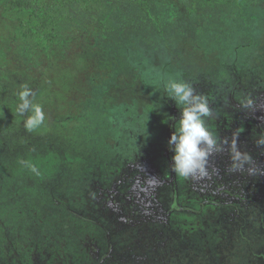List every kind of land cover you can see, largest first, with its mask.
I'll list each match as a JSON object with an SVG mask.
<instances>
[{"label": "rangeland", "instance_id": "1", "mask_svg": "<svg viewBox=\"0 0 264 264\" xmlns=\"http://www.w3.org/2000/svg\"><path fill=\"white\" fill-rule=\"evenodd\" d=\"M12 1L0 0V264H264V174L248 173L264 169V0H30L54 33L46 49ZM249 24L254 38L237 41ZM169 78L207 97L221 141L242 129L251 165L230 171L225 147L206 178L172 172ZM25 83L46 117L31 133L16 114Z\"/></svg>", "mask_w": 264, "mask_h": 264}, {"label": "clouds", "instance_id": "2", "mask_svg": "<svg viewBox=\"0 0 264 264\" xmlns=\"http://www.w3.org/2000/svg\"><path fill=\"white\" fill-rule=\"evenodd\" d=\"M167 97L172 99L180 109V119L175 123V131L168 141L170 150L174 153L171 165L172 172L182 179H196L208 177V161L210 156L222 152L227 147L231 164L230 171H243L246 165L253 163V157L248 152H241L238 147V137L242 129L233 133L231 141H221L206 126V118L212 116L208 99L198 94L192 84L179 78H169L164 83ZM19 103L16 106V114L22 119L26 132H34L45 123V113L42 105L34 103L35 93L25 83L16 93ZM244 108H253L254 100L251 96H245L240 100ZM255 144L264 148V134L256 139ZM26 166L32 173L39 175L35 165ZM259 171L264 174V169L248 168L249 175H255ZM155 183V181H152Z\"/></svg>", "mask_w": 264, "mask_h": 264}, {"label": "trees", "instance_id": "3", "mask_svg": "<svg viewBox=\"0 0 264 264\" xmlns=\"http://www.w3.org/2000/svg\"><path fill=\"white\" fill-rule=\"evenodd\" d=\"M86 3H89L91 5L96 4L97 0H84ZM7 12H12L14 10H18V11H23L25 10H29L30 14L28 15V17L24 20H22V22H20L21 26V31L22 29H27V28H31V26H33L34 29V33L35 35H37V44L42 48V49H46V47L48 46V44L50 43V39L53 36V30L50 27L46 26V21L47 19L45 18H41V16H39V12L37 11V7L34 6V4L30 3V0H13L12 3L9 2V4H7V6L5 7ZM241 20V19H240ZM241 23L243 24L242 20ZM25 26V27H24ZM249 27L247 28H241L239 29L240 32L238 33V37L240 40V38H245L248 34H251V39L254 38V36L252 35L253 32L255 31L253 28L255 27L254 24H249ZM252 26V27H251ZM24 27V28H23ZM209 33H211V37H209V35H202L201 38V44L203 47H205L206 49L210 50L211 48H208V45H211L213 43V36L214 34L212 33V31H208ZM25 32L23 34L24 38H25ZM235 38H232V40H229V44L227 43V45H223V48L225 46V49H229V48H234L235 44L237 41H234ZM261 38H258V41H260ZM215 41V39H214ZM218 41V40H217ZM219 42V41H218ZM129 44L126 45V48H132V46H128ZM253 45V42H252ZM122 50L121 51V56H125L127 51H124L123 48L119 49ZM234 50V49H233Z\"/></svg>", "mask_w": 264, "mask_h": 264}, {"label": "flooded vegetation", "instance_id": "4", "mask_svg": "<svg viewBox=\"0 0 264 264\" xmlns=\"http://www.w3.org/2000/svg\"><path fill=\"white\" fill-rule=\"evenodd\" d=\"M228 158H230L229 156H228ZM210 166H212V165H210ZM212 168V167H211ZM213 169V168H212Z\"/></svg>", "mask_w": 264, "mask_h": 264}]
</instances>
